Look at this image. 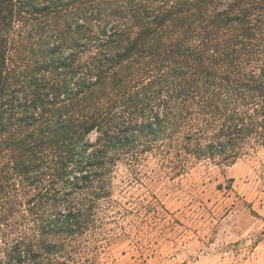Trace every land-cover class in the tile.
I'll list each match as a JSON object with an SVG mask.
<instances>
[{
	"label": "trees",
	"instance_id": "trees-1",
	"mask_svg": "<svg viewBox=\"0 0 264 264\" xmlns=\"http://www.w3.org/2000/svg\"><path fill=\"white\" fill-rule=\"evenodd\" d=\"M263 150L264 0H0V264H97L120 163Z\"/></svg>",
	"mask_w": 264,
	"mask_h": 264
},
{
	"label": "rangeland",
	"instance_id": "rangeland-1",
	"mask_svg": "<svg viewBox=\"0 0 264 264\" xmlns=\"http://www.w3.org/2000/svg\"><path fill=\"white\" fill-rule=\"evenodd\" d=\"M100 213L97 264H264V150L231 166L120 163ZM28 194L15 219L31 226Z\"/></svg>",
	"mask_w": 264,
	"mask_h": 264
}]
</instances>
